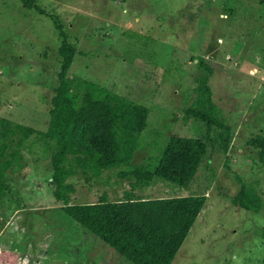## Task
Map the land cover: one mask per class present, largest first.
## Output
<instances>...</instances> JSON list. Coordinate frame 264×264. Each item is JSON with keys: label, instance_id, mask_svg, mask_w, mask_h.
I'll return each instance as SVG.
<instances>
[{"label": "rangeland", "instance_id": "obj_1", "mask_svg": "<svg viewBox=\"0 0 264 264\" xmlns=\"http://www.w3.org/2000/svg\"><path fill=\"white\" fill-rule=\"evenodd\" d=\"M35 3L43 13L0 0V118L35 131L0 142L7 185L0 193V264H132L53 197V146L36 132L47 127L58 85L54 21L74 48L69 83L91 82L148 107L133 163L157 157L170 135L204 143L186 187L164 180L132 187L117 168L96 177L65 167L61 195L70 204L102 194L112 201L203 195L170 264H264V165L253 143L264 130V0ZM203 81L221 126L192 114L205 111ZM241 183L258 199L256 211L234 203Z\"/></svg>", "mask_w": 264, "mask_h": 264}, {"label": "trees", "instance_id": "obj_2", "mask_svg": "<svg viewBox=\"0 0 264 264\" xmlns=\"http://www.w3.org/2000/svg\"><path fill=\"white\" fill-rule=\"evenodd\" d=\"M19 2L27 9L43 13L35 0ZM53 26L60 37L58 85L51 98L47 127L45 131L36 132L41 140L53 146L50 154L53 197L62 201V210L78 225L130 263L170 264L203 206V195L126 197L112 201L102 194L92 203L70 204L61 195L64 169L70 172L72 167L85 168L97 177L102 170L117 168L116 176L132 179V187H146L156 180L186 187L204 153V143L196 138L170 135L157 157L145 163H133L148 107L91 82L69 83L65 72L74 48L67 42L60 25L54 21ZM202 88L205 111L192 114L207 126H221L204 81ZM34 132L31 127L0 118V142L10 140L17 133L26 138ZM253 143L259 148V158L264 165V130ZM1 146L4 147L0 143ZM5 162L0 153V193L7 188L3 180ZM233 201L246 210L258 209V199L243 183Z\"/></svg>", "mask_w": 264, "mask_h": 264}]
</instances>
